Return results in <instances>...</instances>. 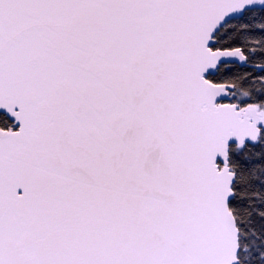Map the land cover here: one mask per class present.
<instances>
[{"label":"snow or ice","instance_id":"1","mask_svg":"<svg viewBox=\"0 0 264 264\" xmlns=\"http://www.w3.org/2000/svg\"><path fill=\"white\" fill-rule=\"evenodd\" d=\"M0 264H264V0H0Z\"/></svg>","mask_w":264,"mask_h":264}]
</instances>
